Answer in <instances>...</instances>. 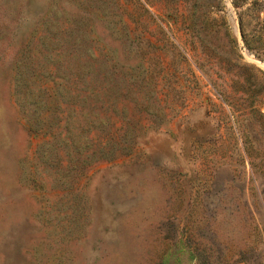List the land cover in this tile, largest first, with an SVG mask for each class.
<instances>
[{"label":"rangeland","instance_id":"obj_1","mask_svg":"<svg viewBox=\"0 0 264 264\" xmlns=\"http://www.w3.org/2000/svg\"><path fill=\"white\" fill-rule=\"evenodd\" d=\"M0 264H264V0H0Z\"/></svg>","mask_w":264,"mask_h":264},{"label":"trees","instance_id":"obj_2","mask_svg":"<svg viewBox=\"0 0 264 264\" xmlns=\"http://www.w3.org/2000/svg\"><path fill=\"white\" fill-rule=\"evenodd\" d=\"M99 153H101V154H99L100 157H102V158H108V159H111V158L113 157V155H114V154H112L111 151H110V152H105L104 149H101V150L99 151Z\"/></svg>","mask_w":264,"mask_h":264}]
</instances>
